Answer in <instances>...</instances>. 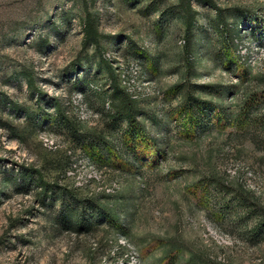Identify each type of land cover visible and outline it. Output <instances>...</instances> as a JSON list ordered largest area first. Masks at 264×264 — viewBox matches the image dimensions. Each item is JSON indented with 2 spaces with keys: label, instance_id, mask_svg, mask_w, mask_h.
Wrapping results in <instances>:
<instances>
[{
  "label": "rangeland",
  "instance_id": "obj_1",
  "mask_svg": "<svg viewBox=\"0 0 264 264\" xmlns=\"http://www.w3.org/2000/svg\"><path fill=\"white\" fill-rule=\"evenodd\" d=\"M215 1L0 0V264H264V0Z\"/></svg>",
  "mask_w": 264,
  "mask_h": 264
},
{
  "label": "trees",
  "instance_id": "obj_2",
  "mask_svg": "<svg viewBox=\"0 0 264 264\" xmlns=\"http://www.w3.org/2000/svg\"><path fill=\"white\" fill-rule=\"evenodd\" d=\"M201 1L212 3L217 9L218 14L221 16V22L223 23V25H225V23L228 24V22H226L224 18L225 15L223 12V7L220 6L215 0H201ZM189 2L191 6V0H189ZM190 13H192V8L190 9ZM84 30L86 32V41L89 40L90 38H93L95 41H97L99 32H98L96 25L92 21L90 14H88V18L86 20ZM125 99H126V102H125V105L123 106V112L121 111V113L127 115L129 119V128L127 129V132H126L127 141L135 149L136 154L140 155V153L146 152L144 150V147L150 143V136H148L145 132L144 123L137 118L138 111H137L134 101L131 99L129 95ZM93 147L95 146H90L89 148L92 149ZM95 148L97 149V147ZM118 160H121V158H119Z\"/></svg>",
  "mask_w": 264,
  "mask_h": 264
}]
</instances>
